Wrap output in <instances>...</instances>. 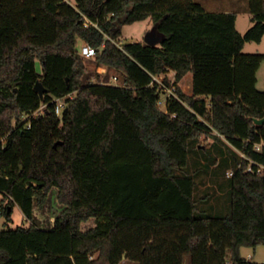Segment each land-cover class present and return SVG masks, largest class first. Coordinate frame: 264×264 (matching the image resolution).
<instances>
[{"label":"trees","instance_id":"obj_1","mask_svg":"<svg viewBox=\"0 0 264 264\" xmlns=\"http://www.w3.org/2000/svg\"><path fill=\"white\" fill-rule=\"evenodd\" d=\"M248 1L253 25L241 34L237 13L196 0H0V193L10 199L1 215L10 220L18 204L33 220L53 188L61 207L47 229L0 231V264H259L241 255L264 246V153L254 150L264 144L255 123L264 54L243 52L263 40L264 0ZM147 20L157 45H117L124 26ZM82 45L96 54L83 56ZM85 60L108 68L105 81L92 80ZM189 73L191 95L179 86ZM155 77L178 99L159 105ZM191 153L197 175L220 165L233 173L228 216L198 205Z\"/></svg>","mask_w":264,"mask_h":264},{"label":"rangeland","instance_id":"obj_2","mask_svg":"<svg viewBox=\"0 0 264 264\" xmlns=\"http://www.w3.org/2000/svg\"><path fill=\"white\" fill-rule=\"evenodd\" d=\"M67 3L75 6L76 0H65ZM201 3L203 7L209 12H234L237 13V29L241 34L247 33V31L252 27V15L250 12V5L248 0H196ZM157 31V27L151 20L136 22L132 25H126L123 27V37L121 38L122 43L128 42H145L148 35ZM246 54L260 53L264 54V37L261 43H247L243 50ZM88 73L91 74L93 81H105L106 74L108 73V68L106 66L96 67L91 61L85 60ZM39 68V66H38ZM111 76L117 75V73L110 72ZM169 78L173 81L175 75L173 72L169 73ZM257 89L264 92V61L262 62L260 68L257 72ZM118 83H121L119 79ZM119 85L117 83H114ZM179 86L187 95H191L193 92V74H187L184 79L179 83ZM202 143L207 147H213V139L202 138ZM222 148V147H221ZM226 151V147H223ZM215 150V149H214ZM217 153V151H216ZM194 154L191 153L188 174L193 176L198 182L197 194L199 197L198 205L205 207L208 215L212 216H228L230 214V181L225 175V168L223 166H218L216 170L203 171L197 175L196 165L198 162ZM220 157V156H219ZM204 161V158H201ZM215 164H212L213 168ZM216 167V166H215ZM214 167V168H215ZM207 194L212 195L209 199L206 197ZM206 197V198H205ZM202 199V200H201ZM208 202V203H207ZM10 199L5 197L0 193V231L14 230L18 227H29L31 225H37L42 229H47L51 227L55 220V216L59 213L60 203L58 200V189L53 188L48 195L46 204L43 208H39L38 205L35 207L34 219L29 220L24 215L22 209L18 204L11 207L12 216L9 220L6 216L1 215V208L3 206H9ZM97 225L95 219H91L82 225L83 230H88ZM241 255L246 259H251L253 262L263 264L264 263V246H258L257 248L244 247L241 249ZM131 264V263H125Z\"/></svg>","mask_w":264,"mask_h":264},{"label":"built area","instance_id":"obj_3","mask_svg":"<svg viewBox=\"0 0 264 264\" xmlns=\"http://www.w3.org/2000/svg\"><path fill=\"white\" fill-rule=\"evenodd\" d=\"M117 45L120 46L121 48L123 47L122 44H120V43H117ZM96 52H97V50L90 45H82V47H81V53L85 57H92L96 54ZM154 80L163 89V99L159 102V105L165 107L169 100H172L174 98L178 99L177 89L175 86L165 85L162 78L155 77ZM118 81H119V78L117 76H114L112 82L119 84ZM68 97L73 99L74 95L71 94ZM54 103H55L56 114L59 117H62L64 109L66 108V102L64 101V99L59 98V99H56L54 101ZM45 108H46V106H43L41 109L37 110L36 112L23 114L21 116L22 125H24L26 128H30L32 119L41 117L44 114ZM254 150H255V152H258V153H264V144H262V143L255 144ZM251 170H252V168L250 167L249 171H251ZM261 170H264V168L261 167L260 171ZM232 175H233V173L230 172L229 176H232Z\"/></svg>","mask_w":264,"mask_h":264},{"label":"water","instance_id":"obj_4","mask_svg":"<svg viewBox=\"0 0 264 264\" xmlns=\"http://www.w3.org/2000/svg\"><path fill=\"white\" fill-rule=\"evenodd\" d=\"M162 40V35L157 31L153 32L152 34L148 35L145 42L149 45L155 46ZM35 91L39 93L41 99H44L45 94H47L49 91L45 88L43 83L41 81H38L35 85ZM255 123L258 125L264 124V119H256ZM10 211V209H9Z\"/></svg>","mask_w":264,"mask_h":264},{"label":"crops","instance_id":"obj_5","mask_svg":"<svg viewBox=\"0 0 264 264\" xmlns=\"http://www.w3.org/2000/svg\"><path fill=\"white\" fill-rule=\"evenodd\" d=\"M174 75H175V73H174Z\"/></svg>","mask_w":264,"mask_h":264}]
</instances>
